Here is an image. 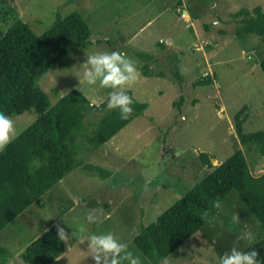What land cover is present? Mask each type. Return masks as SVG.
I'll use <instances>...</instances> for the list:
<instances>
[{
	"label": "rangeland",
	"instance_id": "rangeland-1",
	"mask_svg": "<svg viewBox=\"0 0 264 264\" xmlns=\"http://www.w3.org/2000/svg\"><path fill=\"white\" fill-rule=\"evenodd\" d=\"M10 1L39 35L75 11L84 15L92 29L93 44L74 50L63 60L68 66L53 68L41 78L47 80L48 90L56 83L65 94L80 83L77 75L82 76L87 55L116 51L115 47L151 53L159 59L153 68L166 72L164 77L144 76L137 67L139 78L125 90L149 103L144 114L107 144L93 151L83 148L76 157L77 167L43 196L42 204L32 205L0 231V245L13 255L10 264H27L23 252L53 226L64 227L69 235L83 227L85 237L111 232L127 243L141 264H219L232 247L246 248L247 242L238 240L245 229L234 230L224 219L239 214L244 224L251 216L236 190L227 195L224 209L206 224L204 232L163 261L147 257L134 237L207 175L210 169L200 161L201 154L207 153L214 165H220L241 149L251 172H264V157L255 146L243 144L236 130V118L244 105V132L264 130V40L257 34L237 38L238 24L231 15L243 7L264 6V0ZM98 39L114 44L96 43ZM164 41L165 48L159 45ZM178 56L179 68L171 70L173 65L167 67V62ZM178 70L180 77L184 72V81L177 77ZM208 74L214 83L194 89V81ZM182 95L186 103L175 106ZM92 97L93 102H101ZM33 116L29 112L11 118L17 133L34 121ZM161 151L169 152L162 157ZM154 179H161L163 185H154ZM89 212L100 221L87 223ZM255 234L256 242L261 233ZM66 244V253L53 264H95L87 242L72 236Z\"/></svg>",
	"mask_w": 264,
	"mask_h": 264
},
{
	"label": "trees",
	"instance_id": "trees-1",
	"mask_svg": "<svg viewBox=\"0 0 264 264\" xmlns=\"http://www.w3.org/2000/svg\"><path fill=\"white\" fill-rule=\"evenodd\" d=\"M231 15L232 21L238 24L237 38L257 34L264 40V6L243 7ZM91 37L92 29L78 11L59 18L39 35L21 18L10 0H0V113L10 118L34 113V121L0 153V231L32 205H41L43 196L77 167L76 157L83 148L89 150L90 147L93 151L107 144L149 107L148 102L135 97L134 91L125 90L133 100V112L123 120L118 109L107 108L111 89L78 83L62 95L54 83L48 90L47 80L41 78L53 68L68 66L64 58L76 49L93 44ZM103 42L114 44L111 40L96 41ZM159 45L165 48L168 44L164 41ZM116 48V52L134 61L144 76L166 75L165 70L153 68V63L159 62L153 54L133 51L127 46ZM179 61V56L169 60L167 67L179 68ZM261 67L264 71V59ZM179 73L176 72L177 77L184 81V72L181 77ZM213 83L210 74L202 75L194 81V89ZM92 96L101 102H93ZM186 101L182 95L180 102L174 105L182 107ZM246 109L244 105L236 118L238 137L243 144L255 146L264 157V130L251 133L243 130L246 118L241 115ZM167 147L175 154L172 146L167 144ZM168 152H162L161 156ZM200 157L210 169L207 175L134 237L135 245L156 262L165 260L190 238L204 232L206 224L215 221L224 209V201L232 190L238 192L251 216L244 224H233L230 216H224L226 223L234 230L243 228L264 234V172L254 175L241 149L220 165H214L207 153ZM107 173L104 174L110 177ZM153 182L154 185L164 183L161 179ZM217 202L221 204L219 209L215 207ZM261 235L251 248L264 260V236ZM66 245V241H60L57 236V226H53L33 240L22 257L27 264H52L66 253ZM12 259V253L0 245V264H10Z\"/></svg>",
	"mask_w": 264,
	"mask_h": 264
},
{
	"label": "clouds",
	"instance_id": "clouds-1",
	"mask_svg": "<svg viewBox=\"0 0 264 264\" xmlns=\"http://www.w3.org/2000/svg\"><path fill=\"white\" fill-rule=\"evenodd\" d=\"M82 69V76L77 75L80 84L92 87L98 85L101 89H111L107 108L118 109L120 118L127 120L133 112L131 107L133 100L125 91V86L139 78V70L135 62L120 52L98 51L86 56ZM17 135L14 121L0 113V153L6 150ZM147 179L150 180L151 177ZM215 207L219 209L221 204L217 202ZM86 221L89 224L97 223L100 217L89 212ZM231 221L233 224H240V215L233 214ZM82 233H84L83 227L75 228L69 235L64 227L57 226V236L60 241H68L70 237L76 236L81 243L87 242V248L95 264H121L124 260H127L128 264H141L140 258L128 251L127 243L118 240L113 233L92 234L86 237ZM255 239L256 234L253 231H243L238 236V240L246 241L250 250L244 251L234 246L220 257L219 264H264V260L258 258L259 252L251 248Z\"/></svg>",
	"mask_w": 264,
	"mask_h": 264
}]
</instances>
